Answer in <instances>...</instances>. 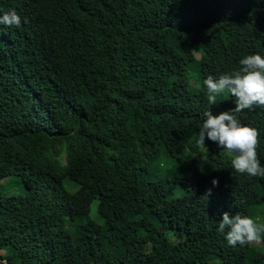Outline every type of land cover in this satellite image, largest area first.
Listing matches in <instances>:
<instances>
[{"label":"trees","instance_id":"trees-1","mask_svg":"<svg viewBox=\"0 0 264 264\" xmlns=\"http://www.w3.org/2000/svg\"><path fill=\"white\" fill-rule=\"evenodd\" d=\"M11 9L21 26L0 25V264H184L191 248L213 264H264V250L216 231L222 212L256 220L264 178L195 143L205 110L234 107L226 92L209 106L203 80L264 56V0H0ZM234 115L256 130L264 165V106Z\"/></svg>","mask_w":264,"mask_h":264},{"label":"clouds","instance_id":"clouds-1","mask_svg":"<svg viewBox=\"0 0 264 264\" xmlns=\"http://www.w3.org/2000/svg\"><path fill=\"white\" fill-rule=\"evenodd\" d=\"M0 25L19 28L21 17L14 9L0 13ZM238 68L203 80L209 106L217 96L227 93L234 107L213 115L210 110L202 113V123L195 143L203 145L207 139L231 156V169L246 177L264 178V165L257 158V132L243 125L234 115L242 110L264 106V56L259 53L244 54ZM213 179L211 184L216 186ZM210 194V189L208 190ZM216 231L223 235L228 246H245L264 237V224L247 215L222 212Z\"/></svg>","mask_w":264,"mask_h":264},{"label":"rangeland","instance_id":"rangeland-1","mask_svg":"<svg viewBox=\"0 0 264 264\" xmlns=\"http://www.w3.org/2000/svg\"><path fill=\"white\" fill-rule=\"evenodd\" d=\"M164 163H165V158L162 155H160L151 164V169L157 171L158 169H160L163 166ZM132 189H133L134 193H136V194H140L142 192V186L140 184H137V185L134 184L132 186ZM4 190H5V192L11 194V193H20V192H23L24 191V188H23V185L21 183H17V184L8 183L6 185V187L4 188ZM174 199H176V198H173V201H171L172 206L174 208L178 209V210H181L182 204H183V199L180 198V199H177L175 201H174ZM144 218L147 221H151V218H148V217H144ZM255 219L259 223L264 220V207H261V211H259L257 213V215L255 216ZM13 222H14V219L12 217H9L5 221L4 226L10 225ZM168 234H169L170 240L171 241H174V243L180 244L182 242L181 238L179 236H177L176 233L174 234V233H172L170 231V232H168ZM251 245L255 246L259 250H264V245H262V243L259 240L256 241V242H254V243H251ZM180 259H181V261L184 264H190V263H192L194 261H197L194 264H213V261L205 262L204 259H203L202 251L200 249H194V248H191V249H182L180 251Z\"/></svg>","mask_w":264,"mask_h":264}]
</instances>
